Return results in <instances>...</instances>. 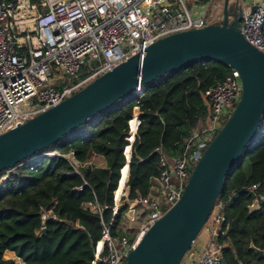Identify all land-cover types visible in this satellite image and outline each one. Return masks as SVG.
Listing matches in <instances>:
<instances>
[{
  "label": "trees",
  "instance_id": "trees-1",
  "mask_svg": "<svg viewBox=\"0 0 264 264\" xmlns=\"http://www.w3.org/2000/svg\"><path fill=\"white\" fill-rule=\"evenodd\" d=\"M262 36L264 40V24ZM230 72L212 60L190 63L145 85L141 98L133 94L118 100L48 148L3 171L10 174L0 183V264H16L4 258L6 252L24 264H90L103 224L113 221L111 234L119 233L126 211L125 206L112 216L121 169L123 178L128 174L124 149L133 107H139L141 122L129 160L130 200L146 196L159 175L158 149L171 158L181 153L183 140L208 116L206 91ZM70 150L79 162L88 163L94 154L103 163L86 164L75 172L63 158L51 155ZM220 202L225 222L217 242L225 264H264V118L242 159L227 173L216 204ZM89 203L97 204L101 214L86 208ZM254 203L258 208L253 210ZM41 209L54 218L44 226Z\"/></svg>",
  "mask_w": 264,
  "mask_h": 264
},
{
  "label": "built area",
  "instance_id": "built-area-1",
  "mask_svg": "<svg viewBox=\"0 0 264 264\" xmlns=\"http://www.w3.org/2000/svg\"><path fill=\"white\" fill-rule=\"evenodd\" d=\"M243 1L240 0V31L246 41L264 53V0H249L248 5ZM199 11L198 15L194 14L184 0H0V135L60 104L131 56L142 55L157 40L203 28L217 20L204 9ZM241 91L235 70L208 88L204 100L208 109L206 120L200 121L183 140L177 157H168L158 149L160 172L146 196L129 199L128 168L119 194L118 182L112 208L115 216L119 209L127 207L122 217L125 226L112 235L113 221L103 224L90 264L126 262L152 225L180 199L193 167L231 114ZM136 95L141 98L144 88ZM140 115L139 107L134 106L128 121L125 165L131 158ZM51 155L63 158L75 172L91 164L79 162L73 150ZM85 207L101 214L97 204L89 203ZM222 208L221 202L216 204L204 225L212 244L194 264H225L219 246L215 243L214 247L223 233ZM49 217L50 211L41 209L43 226ZM139 218L142 221L138 227H128L131 226L128 222L135 224Z\"/></svg>",
  "mask_w": 264,
  "mask_h": 264
},
{
  "label": "water",
  "instance_id": "water-1",
  "mask_svg": "<svg viewBox=\"0 0 264 264\" xmlns=\"http://www.w3.org/2000/svg\"><path fill=\"white\" fill-rule=\"evenodd\" d=\"M241 18V7L223 0L218 23L157 40L142 55L131 56L60 104L1 134L0 173L170 72L195 61L225 64L240 77L239 101L196 162L180 199L152 225L124 263L180 264L211 215L227 173L242 159L264 118V53L243 37Z\"/></svg>",
  "mask_w": 264,
  "mask_h": 264
},
{
  "label": "crops",
  "instance_id": "crops-1",
  "mask_svg": "<svg viewBox=\"0 0 264 264\" xmlns=\"http://www.w3.org/2000/svg\"><path fill=\"white\" fill-rule=\"evenodd\" d=\"M247 1L244 0L243 1V4L248 5V3H250V2H249V0H247ZM188 2L191 5V7H190L189 10H192V12L194 14L198 15L199 12H200L199 11L200 9H204V8H208V7L213 8V5L212 4H213L214 1L208 2L206 4H200L199 3V0H189ZM240 6H241V3H240ZM204 10H206V9H204ZM219 14H220V17L217 16L216 17L217 20L214 21V23H217L218 22V19H222V11L221 10L219 11ZM89 163L102 164L103 163V159L100 156H97V155L92 154L90 156ZM126 193H128V192H126ZM123 203H125V202L123 201ZM257 208H258V204L257 203H254L252 205V209L254 210V209H257ZM129 223L130 222H128V225H131V226H128V227H131V228L136 227V224H140L139 219H138V221L135 222V224L134 223H130L129 224ZM123 224L124 223H122V221H121V224L119 226V229H123V227L125 226V224H124V226H123ZM210 241H211L210 235L208 234V232L206 231V229H203L199 233L198 237L196 238V240L192 244L190 250L187 252V254L185 255V257L183 258V260L181 261L180 264H194L199 259V257L202 256V254L205 253L211 247V244L212 243ZM215 243L219 246V251H220V255H221V245H219L218 242L216 241V242H214V247H215ZM4 258L5 259H8V260H14L16 264H18V260H20V259H18L15 256V254L13 252H6L5 255H4ZM22 264H24V263L22 262Z\"/></svg>",
  "mask_w": 264,
  "mask_h": 264
},
{
  "label": "rangeland",
  "instance_id": "rangeland-1",
  "mask_svg": "<svg viewBox=\"0 0 264 264\" xmlns=\"http://www.w3.org/2000/svg\"><path fill=\"white\" fill-rule=\"evenodd\" d=\"M185 1V3H186V5H187V8L188 9H190V7H191V5H190V3L188 2L189 0H184ZM214 2H213V8H210V7H208V8H204V9H206L207 10V14H210V15H212V17H217V16H219L220 17V14H219V11L221 10V7H222V4H223V0H213ZM237 3L238 4V6H240V0H229V5H232V4H234V3ZM229 117V116H228ZM42 155H39V156H37V157H35L34 159H32L33 161L35 160H38L40 157H41ZM9 174H10V171H6V172H4V173H2V175H1V180H0V183H2L8 176H9ZM123 177V174H122V172H121V178ZM127 190V189H126ZM126 201V199H124V202ZM122 204V203H121ZM127 208V207H126ZM139 213L141 212V208H139V211H138ZM125 220L123 219L122 220V222H124ZM138 221V220H137ZM139 221L141 222L142 221V218H139ZM138 225L139 224H136V226L138 227ZM203 230V229H202ZM201 230V231H202ZM128 233H130V232H132V230H128L127 231ZM18 264H22L19 260H18Z\"/></svg>",
  "mask_w": 264,
  "mask_h": 264
},
{
  "label": "bare ground",
  "instance_id": "bare-ground-1",
  "mask_svg": "<svg viewBox=\"0 0 264 264\" xmlns=\"http://www.w3.org/2000/svg\"><path fill=\"white\" fill-rule=\"evenodd\" d=\"M122 172V171H121ZM128 175V174H127ZM127 176L125 178H120L119 180V190L117 191V194H119L123 188V184L125 183V180H126Z\"/></svg>",
  "mask_w": 264,
  "mask_h": 264
}]
</instances>
